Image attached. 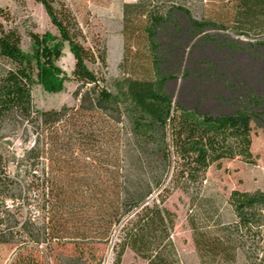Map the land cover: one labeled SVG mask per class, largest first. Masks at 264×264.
<instances>
[{
    "label": "trees",
    "instance_id": "trees-1",
    "mask_svg": "<svg viewBox=\"0 0 264 264\" xmlns=\"http://www.w3.org/2000/svg\"><path fill=\"white\" fill-rule=\"evenodd\" d=\"M35 1L42 4L58 34L29 30L31 54L22 49L17 27L0 24V57L12 64L0 75V118L19 110L37 133L24 160L31 164L44 156L51 162L52 174L47 222L36 229L25 221L17 239L25 234L36 245L70 242L80 252L92 254L91 244L106 242L117 227L112 264H121L127 249L146 264H180L172 237L176 214L165 202L181 190L191 200L188 222L200 264H264V191L232 190L228 197L232 220L202 196L213 164L234 159L255 162L252 122L262 119L264 98L252 94L247 104L221 114L201 113L173 100L166 85L174 74L162 68L156 34L173 21L175 9L191 17L189 10L171 0L125 5L124 77L112 90L105 73L104 43L98 40L87 46L82 27L61 0ZM230 5L235 32L264 34V0H230ZM3 11L0 8V14ZM208 24L191 17L196 32ZM133 26L140 29L149 50L150 75L138 76L127 68L135 66L136 43L128 33ZM64 43L75 60L77 103L30 111L33 84L50 92L63 88L57 61ZM257 43L264 45V39ZM76 146L82 147V162L63 157L64 151L72 152ZM36 252L23 249L13 264H41Z\"/></svg>",
    "mask_w": 264,
    "mask_h": 264
},
{
    "label": "rangeland",
    "instance_id": "rangeland-1",
    "mask_svg": "<svg viewBox=\"0 0 264 264\" xmlns=\"http://www.w3.org/2000/svg\"><path fill=\"white\" fill-rule=\"evenodd\" d=\"M61 1L72 10L82 27L87 46L95 45L98 40L104 43L107 55L105 73L109 86L114 90L116 80L124 77L121 68L126 49L124 7L138 0ZM171 2L188 9L193 19L211 23L202 32H196L191 26V17L175 9L173 21L158 29L156 38L162 55V68L174 74L166 85L173 100L185 107L197 108L201 113L221 114L232 113L247 104L252 94L264 98V45L257 43L264 39V34L242 35L235 32L230 0ZM161 3L163 0H158V4ZM0 8L4 10L0 14V24L19 29L22 49L28 54L32 53L29 30L40 34H58L42 4L35 0H0ZM128 33L136 46L135 66L128 65L127 68L138 76L150 75L149 50L143 34L134 26ZM62 53L57 65L63 72V88L50 92L38 83L33 84L28 104L30 111L60 109L77 103L74 91L78 83L73 76L75 60L67 43H64ZM9 67H12L11 62L0 57V75L5 74ZM91 67L98 69L95 65ZM36 137L37 133L17 108L0 118V194L17 207V221H29L38 229L50 215L48 194L51 181L48 180L52 174L48 158L40 156L31 164L23 158ZM252 141L254 163L240 159L223 160L220 165L209 167L206 173L202 196L213 202L226 220L233 218L228 203L232 190L264 191V115L252 122ZM63 153V157H74L79 162L83 160L81 146ZM53 175L57 172L54 171ZM89 176H93V169H90ZM165 206L176 214L172 237L180 264H200L188 222L190 197L177 190L166 200ZM117 234L115 227L109 240L92 243V254L80 252L70 242L36 245L22 234V239L16 237L0 244V264H13L23 249L34 248L41 264H112ZM121 264L146 262L127 249Z\"/></svg>",
    "mask_w": 264,
    "mask_h": 264
},
{
    "label": "built area",
    "instance_id": "built-area-1",
    "mask_svg": "<svg viewBox=\"0 0 264 264\" xmlns=\"http://www.w3.org/2000/svg\"><path fill=\"white\" fill-rule=\"evenodd\" d=\"M16 208L0 194V244L14 240L17 237V230L25 222L17 221Z\"/></svg>",
    "mask_w": 264,
    "mask_h": 264
}]
</instances>
